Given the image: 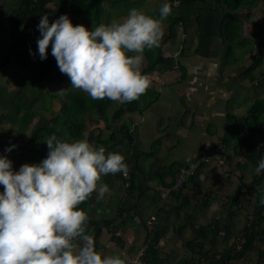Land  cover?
I'll return each mask as SVG.
<instances>
[{
    "label": "clouds",
    "instance_id": "1",
    "mask_svg": "<svg viewBox=\"0 0 264 264\" xmlns=\"http://www.w3.org/2000/svg\"><path fill=\"white\" fill-rule=\"evenodd\" d=\"M99 1L103 11L111 8V5L106 7L104 6L106 3ZM180 1L175 0L171 5L164 3L159 9V18L151 17L133 8L122 21L102 20L103 24L91 31L83 25L73 26L74 23L66 14L60 15L51 23L48 15H40L37 25L40 38L36 41L39 58L47 59V49L51 44V54L56 60L59 71L69 77L72 88L86 93L92 100L108 98L111 103H118L117 108L120 104L140 101L148 94L146 90H150L151 85L149 76L141 72L148 64L144 60L143 53L146 48L149 50L160 48V42L165 35L163 21L172 13V7L180 12L178 8ZM48 5L49 3L47 7L51 8ZM178 23L183 26L181 20L172 24L178 25ZM89 24L92 25L91 20ZM259 28L262 29V26ZM29 52L30 55H34L31 49ZM129 52L135 55H126ZM244 70L242 69L240 76L245 75ZM141 95L143 96L140 97ZM109 105L110 103L107 109ZM91 113L94 114L95 120L103 121L98 118L94 110L89 112L87 115L89 119L86 121H90ZM112 113L113 111H108V115ZM125 114L126 112L122 116ZM95 126L102 130L105 128V126L100 127L99 124ZM124 133L125 142H133L131 131ZM115 141L108 145L112 146ZM226 141L229 145H225ZM44 143L48 148L46 158L39 164H22L18 171L13 170L11 160L6 156H0V185L3 186V192L0 193V264H148L141 256L145 246L153 244L155 232L161 234L155 247L163 256L161 241L165 234L154 230L150 241L147 240L151 228L145 224L150 225L152 221L155 222L158 217L155 215L141 222L144 228L148 229V231L144 230L145 237L141 247L130 245L134 246L133 249L131 247H127V251L118 249L115 256L113 254L103 257L96 251L99 249V237L105 229L108 242L123 244L121 236L115 232L127 221H118L116 224L113 221L114 223L109 226V232L103 225L104 221H97L101 231L97 237L96 249L93 223H90V228L86 232V222L89 217L86 212L78 210V205L85 202L93 192H96L98 197H103L108 191V186L100 183L98 187V182L104 175L120 173L128 180L129 168L122 154L106 153L105 147L108 145L95 148L87 140L68 142L55 134L45 137ZM230 145L232 143L227 140L224 131L221 145L203 156L199 162L188 164L185 162L176 166L173 182L165 187L175 200L174 210L177 200L173 192L181 189L179 197L191 196L190 204L192 199L197 202L195 196L185 191V184L190 180L193 187L198 185V173L206 170L207 165L212 163L214 158L219 162L221 158L224 160L225 155L221 150ZM15 147L16 145H11L5 151L11 152ZM149 152H134V154L136 157L144 158L145 155L150 154ZM176 162L179 161L172 163ZM201 162L205 165L197 171V183H195L192 176ZM262 170H264V158L259 160L255 169L257 173ZM164 195V192L161 193V196ZM210 203L212 202L207 198L201 200L198 208L200 205L207 208ZM260 204L264 205V199L260 200ZM186 206L188 205H183L179 212L175 210V213L179 215ZM117 212L122 213V209L118 208ZM116 217L117 214L112 219L115 220ZM180 258L177 259V264ZM187 260L189 262L191 258Z\"/></svg>",
    "mask_w": 264,
    "mask_h": 264
},
{
    "label": "crops",
    "instance_id": "2",
    "mask_svg": "<svg viewBox=\"0 0 264 264\" xmlns=\"http://www.w3.org/2000/svg\"><path fill=\"white\" fill-rule=\"evenodd\" d=\"M106 1L111 7L118 6L115 9L118 16L116 21H122L129 10L133 8L151 17L159 18V9L167 2V0ZM205 1L195 6L196 10L194 11L191 9L182 11L183 26H180V23L172 24L175 23L173 21L177 13L170 14L163 21L165 35L160 42V48L156 53H153L154 61H147L150 63L151 70L146 73L152 81L151 89L159 91V99L142 113L138 111L126 112L117 120L131 119L128 122V127L123 126L122 131H131L133 142H122L124 138L122 137L116 139L112 146L105 147L106 153L117 152L125 157L124 162L128 165L129 174L134 177L131 184L132 189L127 187L129 183L120 173L102 176L98 187L100 183L106 184L108 191L101 199L96 192L91 195L92 202L90 198L88 199L90 202L83 210L89 217L86 222V232L90 228V223L105 221L106 218L112 219L117 214L114 221H129L125 225L130 226L127 227L128 233L119 234L121 238L122 236L124 238L121 240L126 243V247L138 246L137 243L132 242L133 238L129 236L130 232H139L140 228L144 231L145 228L141 221L148 210L152 209L153 205L159 207L164 205V201L158 196L160 193L156 190L157 185L154 179L163 185L164 196L173 197L172 193L165 188L173 182V177L167 176L165 179H158L155 175L157 171H161L163 167L175 161L186 162V164L199 162L203 156L205 157L221 145L224 131L228 125V115L242 118L246 115L247 107L253 99L262 98L264 94L262 50L253 51L250 48L245 53L249 55V53L255 52L253 56L261 59L257 66V68L260 67L259 74L254 75L253 81L239 75L245 66L240 72L237 68L241 64L238 43L244 37H250L253 34L264 43L260 25L251 23L247 19L243 21L240 15V24H236L238 34L234 35L232 56L229 59L231 61L229 64H225L223 56L228 43L220 36L222 34L220 21L224 12L227 14L231 11L220 4H216V7L210 4L208 7L207 4H204ZM219 1L217 0L218 3ZM252 24L259 26L254 30L255 26L253 27ZM172 28L174 31H171ZM258 31L261 32L258 33ZM257 39H255L256 44L261 45L262 43ZM253 56L247 57L251 59ZM249 64L250 61H246V67ZM246 100L249 102L247 103ZM99 126L102 125L99 124ZM118 128L116 127V130ZM185 144L188 146L181 151L180 157H178L176 151ZM151 148H155L160 154L155 155V153L149 152V155L142 158V162L148 159L145 164L139 162L142 167L139 166L143 169H135V163L138 164L140 158H136L134 152H147ZM117 179L122 185L115 187ZM119 188L122 189L121 192L118 191ZM88 205L92 206L88 207ZM118 208L122 209V213L117 212ZM95 209L98 211L96 212ZM141 211H143L142 214ZM156 214L161 216L158 211ZM105 234L107 232L103 229L99 237V249L96 250L103 257L105 256L102 251L108 246L106 245L107 238L106 241H103ZM143 241L140 243L142 244ZM110 244L112 242L109 241ZM116 253H118V249L116 252L109 248L107 256Z\"/></svg>",
    "mask_w": 264,
    "mask_h": 264
},
{
    "label": "rangeland",
    "instance_id": "3",
    "mask_svg": "<svg viewBox=\"0 0 264 264\" xmlns=\"http://www.w3.org/2000/svg\"><path fill=\"white\" fill-rule=\"evenodd\" d=\"M104 6H110L106 0H102ZM134 1V0H133ZM217 2V0H206L204 4H207L208 7L215 6L216 4H220V6L224 5L223 0ZM14 0H0V56L9 52L6 47L11 48H19L24 47L25 49L29 48V42L34 38H40V33L37 29L38 21L30 18L27 20L25 25H12L9 23L10 17L12 13L9 9L10 5H13ZM259 4V5H258ZM258 5V6H257ZM49 7L54 9V16L49 21V23L53 22L55 19H58L60 15L66 14L70 15L67 5L63 7H57L56 1L49 3ZM118 6L111 7L104 11V14L101 15V20H116L118 16L116 15V8ZM186 9V5L182 6V11ZM138 10V9H137ZM231 17L236 21V24H240V15L245 21V19L249 20L251 23L258 22L259 25H262V31L264 30V0L259 1L254 7H252L249 11L244 7H240L237 10H231ZM176 13V10L172 9V13ZM225 13V12H224ZM90 18L84 17L81 20L76 19L73 26L83 25L87 30L91 31ZM253 25V29L256 30L257 26ZM259 26V27H260ZM264 38V33L262 34ZM257 36L250 35V37H244V39L238 43L241 64L238 65L239 72L245 66L246 61H250V58L247 56H253L254 53L245 54L248 49L252 48L253 51L257 49L262 50V59L264 60V47L261 45H257L255 42ZM5 49V51H2ZM48 49L51 54V44ZM260 67H258L254 71V75L256 76ZM261 69L263 70L262 66ZM12 72H16L14 74V80L8 81L6 79L9 78ZM59 69L55 66L49 73L48 77L42 82V84H38L36 88H32L25 82V75L27 72L21 71V67L17 64H11V66H6L5 69H0V156H6L9 160L13 162L12 165H18L19 167L22 164H37L35 158H31L29 160L18 159L13 156V154L17 153H25L27 148L29 147V137L32 128L41 127L43 125H51L52 119L56 117H60L62 112L61 100L65 97L66 90L74 89L71 87V81L69 77L66 75L60 76L58 79ZM62 74V73H61ZM70 84V85H69ZM264 87V85H262ZM47 87V88H46ZM264 97V94L262 95ZM169 99L167 100L168 103ZM246 102L248 103L249 100ZM118 106L117 102L110 103L108 111H114ZM90 111L86 112L88 115ZM90 118L94 119V114H90ZM87 120V119H86ZM131 119L127 118L126 121H115L111 122L112 129L114 130L115 137L125 138V133L122 131V127L128 126V122ZM101 124L105 126L104 121H99L96 119L94 121H86L87 130L84 133L85 138L91 145H93V137L95 128ZM116 127H119L116 130ZM111 129L104 128L101 132V137L103 139H108L110 136ZM258 136L255 135V139ZM109 142L108 144H110ZM11 145H16V147L11 152H6L5 149L10 147ZM94 146V145H93ZM188 145H182L177 151L176 155L180 157L181 151L186 148ZM95 147V146H94ZM228 147H224L222 153L225 155L224 160L217 161L215 158L212 160V163L208 164L207 169L198 173L199 183L198 185L193 187V184L190 180L187 181L185 191L189 193V195H193L196 197L197 202L192 199L191 204L184 207L181 213L177 215L173 208L175 204V200L171 198L169 195L160 196L161 193L164 192V188L162 187L160 181L154 179L157 185V191L160 193L159 198L164 201V205L162 207L153 205L152 209H149L146 216L143 217V221L149 219L151 215L157 216L156 212H160L161 216L156 217L157 220L150 225L145 224L151 228V233L149 238L150 241L154 230L161 231L164 235L161 241V253L163 256L169 261V264H177L176 261L178 258L184 256L186 259L191 258L189 264H198L204 263L203 259L198 257V255L193 256L190 251L186 248V242L193 238V232L189 226L190 222L195 223L196 225H205L212 221L213 224L223 225L226 221H228L231 231L227 235V241L222 240L224 237L223 232H221L218 237L216 243H211L210 239L204 240V251H217L222 254L227 253L228 245L231 242L239 243L242 239V230L243 227L248 224L251 220V215L254 207V191L253 187L249 186L252 175L256 174L255 168L250 166L243 156H236L233 160L228 161L226 155L231 153V149ZM97 148V147H95ZM167 148V147H166ZM153 151V152H152ZM151 153H155V155H159L155 148L150 149ZM264 156V155H263ZM139 158V157H136ZM149 158V157H148ZM148 160V159H147ZM146 159L142 162V158L138 162L145 164ZM156 162V161H154ZM146 168V166H145ZM239 175L242 176V180H239ZM122 185L120 181L117 179L115 182V187ZM238 191L237 195L239 200L241 201V209L236 208V205H233L230 200V196H232L235 191ZM118 191H122L121 188ZM3 192V186L0 185V193ZM90 200H93V197H89ZM100 199L102 197H99ZM209 199L210 205L207 208H204L200 205L198 208V204H200L201 200ZM214 199V200H213ZM93 204V203H92ZM92 205H88L91 207ZM161 209V210H160ZM96 212L98 209H95ZM234 210L236 215L230 221L226 217L228 211ZM143 211L140 213L142 214ZM106 214V213H105ZM142 217V215H141ZM141 219V218H139ZM192 220V221H191ZM118 221H115L117 223ZM129 222V221H127ZM142 222V221H141ZM127 225L122 226V228H118L117 232L122 235L124 233H128ZM185 227V228H182ZM264 230V222L262 224V228ZM148 231V229H145ZM129 236L133 238V243H137V248L141 247V243L144 240V231L140 228L138 231L130 232ZM107 238L106 234L104 236L103 241ZM264 238V235H263ZM122 239L123 236H122ZM105 250L102 251L104 256H107L109 248L119 251H127L126 243L120 242L109 245L107 241ZM119 246V247H118ZM131 247V246H129ZM134 247V246H133ZM264 244L259 242L258 240L255 242V248L248 253H246V257L243 260V264H263V260L261 257V261L259 259L258 251L263 249ZM117 255V253L115 254ZM113 255V256H115Z\"/></svg>",
    "mask_w": 264,
    "mask_h": 264
},
{
    "label": "trees",
    "instance_id": "4",
    "mask_svg": "<svg viewBox=\"0 0 264 264\" xmlns=\"http://www.w3.org/2000/svg\"><path fill=\"white\" fill-rule=\"evenodd\" d=\"M53 1H56L57 7L60 8L67 5L68 10L71 14V16L68 15V17L70 18L72 23L75 22V18L81 20L87 16L92 21L91 30H94L96 27L103 24V21L100 18L104 11L99 0H14L13 5H10L9 7L12 13V16L10 17V19H8L9 23L12 25H25L27 20H29L30 18H33L34 20L39 22L40 15L45 14L48 15L50 21L54 16V10L52 8H48L47 4ZM203 1L204 0H181L178 7L180 9V13H178L177 9V16L174 18L173 22L177 23L179 20H184L182 6L186 5V9H191L192 11H194L196 10L195 6H198L200 3L202 4ZM259 1L262 0H223V6L228 8L230 11L237 10L240 7H244L249 11ZM174 2L175 0H167V3H169L170 5ZM186 9H184L183 11H186ZM225 13L223 14L220 21V26L222 27V34H220V36L225 42L228 43L226 52L223 56V62L225 64H229L231 61L229 59L232 56V44L235 40L234 35L235 33H237V27L236 21L231 17L232 12H227V14ZM257 24L259 23L257 22ZM171 31H174V29L172 28ZM37 39L38 38L36 37L33 38L29 42V48L27 49H25L24 47H19L11 48L10 50L9 47H6L9 52L0 56V69H4L6 66H11V64L13 63L19 65L21 67V71L27 72L25 75V82L32 88H36L38 84H42V82L50 74L49 72L55 66H57L55 58L49 54V49H47V59L41 60L39 58L36 43ZM29 49H31V52L34 55H30ZM2 51H5V49H3ZM157 51L158 47L151 50L146 48L143 53L144 60L153 62V53H156ZM126 55L133 56L135 55V53L129 52L126 53ZM260 62L261 59L257 56L251 57L250 64L243 71V74H245L243 77H246L249 81H253V73ZM150 70V63H148L141 72L142 74H146ZM15 73V71H11V75L8 79H6L7 82L14 80L13 76ZM58 73V79L61 78L60 76H64L60 71ZM151 87L152 81L149 87L150 92L149 90H146V92L149 93L147 97L145 96V100H143L145 98L143 97L140 101L135 100L131 103L120 104V106L115 109L110 115H108L107 106L112 101L108 98H104L103 100H92L86 93L80 90L67 88L65 97L61 100V116L52 119L51 125H43L41 127L32 128L30 137L28 139L29 147L27 148L26 152L19 154L15 153L13 154V156L23 160L35 158L37 164H39L42 159L46 158L48 152L47 145L44 143L45 137L55 134L58 138L65 139L68 142L82 139L84 140V133L87 130L85 122L86 119H89L86 112L92 110L95 111L100 120H103L105 122V127L111 129V133L108 139L101 138L102 129L96 127L94 131L95 134L93 137V145L97 148L105 147L109 142L113 143V141L116 140L111 122L116 121V119L120 118L125 112H143V110L148 108L152 103L156 102V100L159 98L160 93L159 91H157V93L156 91L151 89ZM146 92L144 94H146ZM143 95H141L140 97H142ZM228 119L229 122L228 126L225 129V134L227 140H230V142L232 143V145H230L232 152L226 155L227 160L230 161L233 160L236 156H243L247 163L256 169L259 160L261 158H264V97L253 99V101L248 105L246 115L244 117L238 118L228 115ZM93 120L95 119H90V121ZM255 135L258 136L257 139H255ZM125 141V139H122V142ZM225 145H229V143L226 141ZM146 156L147 155H145V157ZM178 164H182V162L171 163L170 165L165 167L162 172L157 171L155 175H157L158 178L160 177L159 179H165L167 176L173 177L176 172V166ZM139 165H141L139 164V162L138 164L135 163V169L142 170V165L141 167ZM204 165L205 163L201 162L196 169V173L192 176L195 180V183H197V171L203 168ZM12 167L14 171H18L19 169L18 165H12ZM122 180L124 181V178H122ZM133 180V175L129 174V178L127 180L129 184L127 185V187L130 189H132L131 184L133 183ZM239 180H242L241 175H239ZM249 186L253 187V191L255 194V202L251 220L243 227L241 241L239 243L234 241L231 242L228 245L226 254H222L217 251H204L203 246L204 240L207 239H210L211 243L213 244L216 243L221 232H223L224 234L222 240L227 241V235L231 231V227L228 221H226L223 225L213 224L212 221L205 225H196L195 223L190 222L189 225L194 236L191 240H188L186 242V248L191 252L193 256L198 255V257L203 259L204 263L198 262V264H243L246 253L255 248V242L257 240L264 244V230L261 229L264 222V205L260 204V200L264 199V170H262L260 173L252 175V180ZM179 192H181V189L173 192L177 200V205L175 206V210L177 212L182 209L183 205L190 204L191 197L187 195L179 197ZM237 193L238 191L236 190L235 193L230 196V200L233 205H236V208L238 210L241 209V201L239 200ZM88 199L78 205V210L83 211L86 209L87 204L90 202L88 201ZM205 203L207 204V200L205 201ZM235 215V211L230 210L227 212L226 217L230 221L235 217ZM113 221L114 219H107L103 223V225L108 229V232L110 231L109 226ZM92 225L93 238L95 241L96 249L98 247L97 237L100 234L101 227L97 221L93 222ZM160 236L161 234L159 232H155L153 237V244H147L143 250V255L141 256V258L148 264H168L167 258L165 256H161L158 248L155 247V245L159 241ZM258 255L260 261L262 257L264 264V247L263 249L258 251ZM179 264H189V262L185 257H181L179 259Z\"/></svg>",
    "mask_w": 264,
    "mask_h": 264
},
{
    "label": "built area",
    "instance_id": "5",
    "mask_svg": "<svg viewBox=\"0 0 264 264\" xmlns=\"http://www.w3.org/2000/svg\"><path fill=\"white\" fill-rule=\"evenodd\" d=\"M182 172H183V170H182Z\"/></svg>",
    "mask_w": 264,
    "mask_h": 264
}]
</instances>
